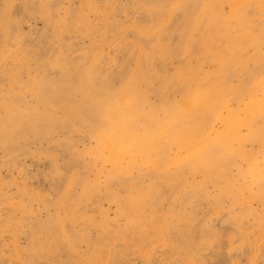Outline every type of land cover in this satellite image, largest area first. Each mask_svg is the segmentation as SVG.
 Returning a JSON list of instances; mask_svg holds the SVG:
<instances>
[{
	"label": "bare ground",
	"instance_id": "obj_1",
	"mask_svg": "<svg viewBox=\"0 0 264 264\" xmlns=\"http://www.w3.org/2000/svg\"><path fill=\"white\" fill-rule=\"evenodd\" d=\"M2 169L0 264L264 263V0H0Z\"/></svg>",
	"mask_w": 264,
	"mask_h": 264
},
{
	"label": "rangeland",
	"instance_id": "obj_2",
	"mask_svg": "<svg viewBox=\"0 0 264 264\" xmlns=\"http://www.w3.org/2000/svg\"><path fill=\"white\" fill-rule=\"evenodd\" d=\"M36 25L39 27L40 26V22H37ZM23 164L25 165L24 167V174L26 177V184H28L27 186L29 187H37V188H41L42 190H47L48 189V184L46 179L44 178V176L42 175V173L45 172L46 168L43 164V162H38L37 164H35V162L30 159L29 157H25L23 159ZM2 175H4L6 172L5 170H1L0 171ZM103 208H108V204L103 201L102 203ZM34 207H36V205H34ZM113 207H110L109 213L112 215V211H113ZM7 239V237L5 238ZM19 245H24V239L21 237L19 239ZM8 255L5 253L1 256V261L5 262L7 261ZM156 264H159L158 262H156V260H154ZM253 264H264L262 259L260 257H257L254 261Z\"/></svg>",
	"mask_w": 264,
	"mask_h": 264
}]
</instances>
